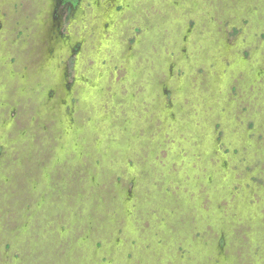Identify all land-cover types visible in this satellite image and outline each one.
<instances>
[{
    "label": "rangeland",
    "instance_id": "rangeland-1",
    "mask_svg": "<svg viewBox=\"0 0 264 264\" xmlns=\"http://www.w3.org/2000/svg\"><path fill=\"white\" fill-rule=\"evenodd\" d=\"M0 264H264V0H0Z\"/></svg>",
    "mask_w": 264,
    "mask_h": 264
},
{
    "label": "flooded vegetation",
    "instance_id": "flooded-vegetation-1",
    "mask_svg": "<svg viewBox=\"0 0 264 264\" xmlns=\"http://www.w3.org/2000/svg\"><path fill=\"white\" fill-rule=\"evenodd\" d=\"M189 21H191V22H193L194 23V25H193V27L195 26V22L193 21V20H189ZM191 28V27H190ZM242 34V33H241Z\"/></svg>",
    "mask_w": 264,
    "mask_h": 264
}]
</instances>
